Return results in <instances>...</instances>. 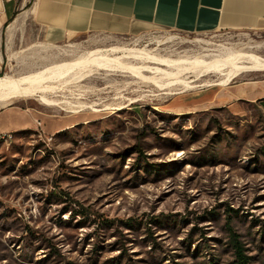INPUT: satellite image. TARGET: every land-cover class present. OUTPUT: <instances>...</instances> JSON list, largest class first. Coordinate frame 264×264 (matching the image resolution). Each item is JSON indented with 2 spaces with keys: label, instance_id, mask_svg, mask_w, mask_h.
<instances>
[{
  "label": "rangeland",
  "instance_id": "obj_1",
  "mask_svg": "<svg viewBox=\"0 0 264 264\" xmlns=\"http://www.w3.org/2000/svg\"><path fill=\"white\" fill-rule=\"evenodd\" d=\"M13 50L0 79L60 69L48 90L0 99L41 117L0 135V264H233L229 215L264 264V106L198 105L264 78L243 62H264V30L88 33Z\"/></svg>",
  "mask_w": 264,
  "mask_h": 264
},
{
  "label": "crops",
  "instance_id": "obj_2",
  "mask_svg": "<svg viewBox=\"0 0 264 264\" xmlns=\"http://www.w3.org/2000/svg\"><path fill=\"white\" fill-rule=\"evenodd\" d=\"M152 28L187 34L264 30V0H0V72L19 59L13 49L28 39L50 46L69 36L136 35ZM201 95L213 97L200 106L238 100L264 106V78ZM36 120L34 111L10 105L0 110V135L32 129Z\"/></svg>",
  "mask_w": 264,
  "mask_h": 264
},
{
  "label": "bare ground",
  "instance_id": "obj_3",
  "mask_svg": "<svg viewBox=\"0 0 264 264\" xmlns=\"http://www.w3.org/2000/svg\"><path fill=\"white\" fill-rule=\"evenodd\" d=\"M233 56V55H232ZM236 57V56H235ZM238 57V56H237ZM242 59V58H240ZM89 60L81 61L77 64H74L73 66H65L67 69H72L77 66H88L93 63H89ZM102 62V61H101ZM101 62H98L97 65H100ZM243 62L258 66L261 68H264V62L253 60V59H245ZM218 63V62H217ZM212 63H209L205 67H198L203 68L201 72L209 71L211 69ZM197 68V67H196ZM60 69V67H55L53 69H49L43 72L39 73H31L27 74L25 76L19 77V78H2L0 79V99H4L6 101L4 102H10V101H17V100H23L24 98H28L34 95L35 91L37 93H41L43 91H46L49 89V86L46 85L49 84V80L52 77V74L54 73V70ZM78 77V76H77ZM81 75L77 78V80L80 78ZM76 80V79H74Z\"/></svg>",
  "mask_w": 264,
  "mask_h": 264
},
{
  "label": "trees",
  "instance_id": "obj_4",
  "mask_svg": "<svg viewBox=\"0 0 264 264\" xmlns=\"http://www.w3.org/2000/svg\"><path fill=\"white\" fill-rule=\"evenodd\" d=\"M36 118H41V117H39V115L36 114ZM40 125H41V123H40ZM45 129L47 131L49 130V128L47 126H45ZM230 218H231V216L229 215L225 226H226L227 232L229 233V239H230L231 247L233 249V254H234L233 264H251L250 258L248 256H246L244 253V248H243L241 242L239 241L238 234L236 232H234V230L231 227Z\"/></svg>",
  "mask_w": 264,
  "mask_h": 264
},
{
  "label": "built area",
  "instance_id": "obj_5",
  "mask_svg": "<svg viewBox=\"0 0 264 264\" xmlns=\"http://www.w3.org/2000/svg\"><path fill=\"white\" fill-rule=\"evenodd\" d=\"M35 122L37 125H40V122L38 120H36ZM8 137H10V135Z\"/></svg>",
  "mask_w": 264,
  "mask_h": 264
}]
</instances>
